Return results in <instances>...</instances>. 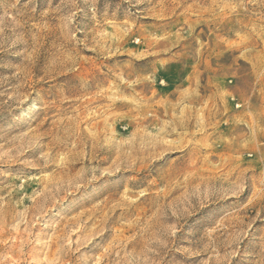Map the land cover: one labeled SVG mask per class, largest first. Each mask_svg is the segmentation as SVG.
Instances as JSON below:
<instances>
[{
  "label": "rangeland",
  "instance_id": "374dc122",
  "mask_svg": "<svg viewBox=\"0 0 264 264\" xmlns=\"http://www.w3.org/2000/svg\"><path fill=\"white\" fill-rule=\"evenodd\" d=\"M0 264H264V0H0Z\"/></svg>",
  "mask_w": 264,
  "mask_h": 264
}]
</instances>
